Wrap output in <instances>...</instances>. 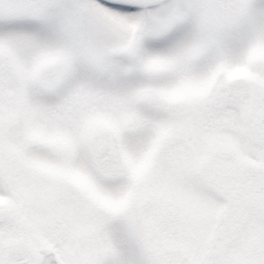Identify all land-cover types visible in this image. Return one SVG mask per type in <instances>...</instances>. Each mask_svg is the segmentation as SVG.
<instances>
[{
  "label": "snow or ice",
  "instance_id": "obj_1",
  "mask_svg": "<svg viewBox=\"0 0 264 264\" xmlns=\"http://www.w3.org/2000/svg\"><path fill=\"white\" fill-rule=\"evenodd\" d=\"M161 126L193 183L218 151L246 175L148 247L72 178L114 197ZM0 264H264V0H0Z\"/></svg>",
  "mask_w": 264,
  "mask_h": 264
},
{
  "label": "rangeland",
  "instance_id": "obj_2",
  "mask_svg": "<svg viewBox=\"0 0 264 264\" xmlns=\"http://www.w3.org/2000/svg\"><path fill=\"white\" fill-rule=\"evenodd\" d=\"M200 94L190 88L182 95ZM189 135L184 130L161 126L138 159L122 153L128 180L114 197L97 191L83 176H74L73 183L87 194L102 225L123 221L148 247L195 238L207 227V217L201 211L202 193L212 190L223 199L224 186L239 188L246 173L232 168L229 152L218 151L200 173L201 182L193 183L184 156L185 147L190 146ZM192 142L196 143L194 137Z\"/></svg>",
  "mask_w": 264,
  "mask_h": 264
}]
</instances>
